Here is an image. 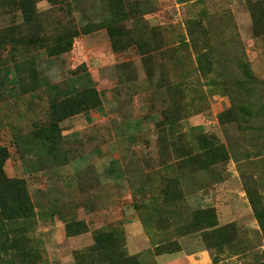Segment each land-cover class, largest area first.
Instances as JSON below:
<instances>
[{
    "label": "rangeland",
    "instance_id": "1",
    "mask_svg": "<svg viewBox=\"0 0 264 264\" xmlns=\"http://www.w3.org/2000/svg\"><path fill=\"white\" fill-rule=\"evenodd\" d=\"M36 1L39 11L54 14L46 0ZM57 5L55 16L66 17L70 12L78 27L101 19L99 0H58ZM126 9L127 26L134 36L145 38L141 32L156 29L163 38L162 47L183 56L185 49L178 47L181 40L188 41L186 18L198 17L203 9L214 22L221 11H230L250 69L264 81V38L252 37L245 0H126ZM19 23L16 16L2 15L0 32ZM15 49L0 44V149L9 153L7 177L23 179L28 187L36 217L25 222L26 234L41 257L39 264H75V253L91 247L97 231L119 235L128 256L137 257L139 264H264V234L247 196L250 190L264 206V143L255 145L244 127L220 125L218 115L230 104L222 87L215 84V79L220 80L215 74L201 77L191 55L186 67L194 69L188 78L181 79L180 68L168 65L165 71L172 83L145 90L137 51L113 52L107 33L99 31L81 36L69 53L59 57L32 53L38 80L31 89L30 76L18 82L12 58L23 55ZM129 61L137 77L121 85L115 67ZM82 65L86 72L76 85H93L101 107L60 124L63 160L27 155L20 138L47 122L51 103L68 92L74 71ZM180 80L185 88L179 94L187 101V110L167 127L168 141L163 144L170 150L187 146L190 151L197 136L215 137L230 159L205 171L161 155L165 146H160L154 124L171 108V87ZM260 90L264 99V86ZM259 127H264V121ZM163 159L167 168L160 165ZM173 178L182 191V209L213 208L219 226L235 225L238 246L233 252L226 251L214 262L215 254L205 247L200 234H193L177 238L179 252L156 254L155 246L166 234L156 231L154 216L149 220L148 212L138 207L150 203L164 180ZM74 221L84 222L87 230L78 236L68 234L66 225Z\"/></svg>",
    "mask_w": 264,
    "mask_h": 264
},
{
    "label": "trees",
    "instance_id": "2",
    "mask_svg": "<svg viewBox=\"0 0 264 264\" xmlns=\"http://www.w3.org/2000/svg\"><path fill=\"white\" fill-rule=\"evenodd\" d=\"M99 1L102 4L101 19L96 23L78 27L70 12L66 17L55 16L58 0H46L54 13L52 16L47 11H39L36 0H0V16L12 15L20 19L19 24L0 32V44L15 46V50L23 55L22 58L20 55L12 58L19 83H23L30 76L33 82L31 89L37 85L38 76L34 71L35 57L32 58V53L44 52L49 58L59 57L69 53L81 36L105 31L113 52L123 53L131 48L137 51L145 75V90H156L164 87L167 82L172 83L166 73L168 65L180 68L181 79L188 78L194 68L187 69L186 63L187 59L191 62L192 55L195 59V71L205 78L215 74L220 79H215V84L222 87L225 93L223 95L229 99V108L218 115L220 125L224 127L233 124L242 129L244 127L243 131L253 136L255 145L264 143V127H259L264 121V99L260 90L264 81L256 78L250 69L230 11H221L214 22L207 19V13L203 9L198 17L196 15L186 18L188 41L181 40V47H178L185 49L183 56L176 49L162 47L163 38L156 29L149 33L141 32L145 38L134 36L127 26L129 16L126 0ZM245 4L251 20L252 37L264 38V0H245ZM135 70L131 61L118 64L115 67L118 82L122 85L134 81L137 77ZM85 72V65L74 71L68 92L51 103L47 122L34 126L28 134L20 138L27 155L35 153L36 157L44 156L52 162L63 160L60 124L101 107V97L93 85H76L80 75ZM173 84L171 90L174 92V100L171 108L165 109L160 114L161 119L154 124L159 134L160 146L168 141L167 127L177 123L187 110V101L179 94L185 88L183 81ZM1 86L0 81V88ZM163 145V157L180 159L182 166L199 171L208 170L230 159L228 151L213 136H197L190 145V151L187 146L186 149L170 150L166 148V144ZM8 159L7 149L1 148L0 264H39L41 257L34 249L33 240L27 237L25 226L26 221L36 217V212L26 182L23 179L7 177L5 165ZM161 164L164 168L168 167L164 159ZM247 196L254 217L264 234L262 201L250 190H247ZM182 203L179 182L173 178L164 180L163 187L150 203H141L138 207L148 212L146 215L149 220L154 216L156 231L166 234L165 239L155 246L158 256L179 252L181 246L177 238L193 234H200L205 247L215 254L214 262H217V256L235 250L238 245L234 238V224L219 226L213 208L182 209ZM86 230L87 226L82 221L66 225L67 233L72 236H78ZM92 242L88 249L75 253V264H139L137 257L128 256L124 241L113 232L97 231Z\"/></svg>",
    "mask_w": 264,
    "mask_h": 264
}]
</instances>
